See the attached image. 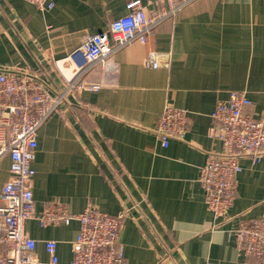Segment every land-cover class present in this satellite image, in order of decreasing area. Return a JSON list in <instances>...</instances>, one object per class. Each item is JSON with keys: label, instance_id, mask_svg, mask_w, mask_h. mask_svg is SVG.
<instances>
[{"label": "crops", "instance_id": "1", "mask_svg": "<svg viewBox=\"0 0 264 264\" xmlns=\"http://www.w3.org/2000/svg\"><path fill=\"white\" fill-rule=\"evenodd\" d=\"M155 2L142 0L149 12L171 8L168 0ZM127 14L124 0H55L45 11L25 0H0V72L33 77L54 96L65 94L38 132L35 213L49 202L74 214L127 209L126 264H256L239 255L229 232L264 215V157L258 164L239 159L236 199L220 221L198 178L207 158L224 152L209 136L219 102L244 92L251 101L246 111L264 113V0H195L161 22L145 45L116 52L67 92L77 72L71 53ZM151 52L165 55L158 69L146 65ZM166 106L190 115L185 141L167 148L153 132ZM9 169L6 156L0 196ZM25 230L40 264H52L48 240L58 243L60 264L72 262L77 221L42 228L31 219Z\"/></svg>", "mask_w": 264, "mask_h": 264}, {"label": "built area", "instance_id": "2", "mask_svg": "<svg viewBox=\"0 0 264 264\" xmlns=\"http://www.w3.org/2000/svg\"><path fill=\"white\" fill-rule=\"evenodd\" d=\"M25 1L41 11L55 6V0ZM164 1L156 0L155 5ZM194 1L168 0L170 10L159 13L149 12L142 0H124L128 14L113 21L106 31L86 38L71 53L77 72L67 80V92L77 88L82 77L105 64L116 52L134 43L145 45L161 22ZM164 58V54L151 52L146 65L158 69ZM64 98V93L54 96L33 77L14 71L0 72V160L6 156L10 159V177L0 196V264H40L32 256L36 241L25 230L31 219L37 220L42 228L79 223L69 264H126L121 234L127 209L110 215L89 207L74 214L60 202H49L40 214L35 213L32 182L36 174L33 163L38 151V132L60 110ZM250 104L244 92H233L211 114L214 125L209 136L221 142L224 152L207 158L200 168L198 182L216 221L228 215L236 199L238 176L242 172L239 159L249 157L253 164H258L264 157V113L256 116L247 112ZM189 127L187 110L166 106L153 132L167 148L173 140L185 141ZM229 235L234 236L239 255L264 264V215L241 221ZM45 248L51 263L60 264L58 243L48 240Z\"/></svg>", "mask_w": 264, "mask_h": 264}]
</instances>
